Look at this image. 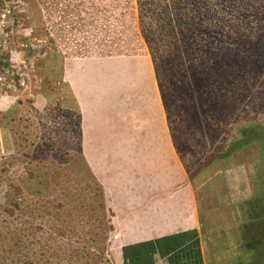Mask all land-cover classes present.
Returning <instances> with one entry per match:
<instances>
[{
    "label": "trees",
    "instance_id": "trees-1",
    "mask_svg": "<svg viewBox=\"0 0 264 264\" xmlns=\"http://www.w3.org/2000/svg\"><path fill=\"white\" fill-rule=\"evenodd\" d=\"M245 1L134 0L137 30L153 66L172 143L195 193L200 231L230 229L217 218L209 228L206 216L214 215L225 200L223 171L239 165L245 170L249 195L234 204L240 212L238 227L228 244L210 243L205 248L206 264H264V0ZM31 33L37 36L40 29ZM1 55L0 62L6 64V55ZM47 55L51 66L44 70L52 79L44 78L48 83L58 81L54 77L61 80L63 57L53 47ZM54 60L60 62L57 76L49 71ZM40 91L48 103L54 100L52 91ZM9 115L7 111L0 121V153L13 148L12 139H17ZM172 119L181 122L179 135ZM75 124L78 128V118ZM190 141L201 142L198 155L188 156L179 147ZM76 147L70 149L76 154H69L64 165L77 158L81 171L96 184L100 199L95 235L102 250L109 227L102 188ZM33 160L18 183L3 192L7 214L18 210L13 218L25 214L22 194L32 190L45 196L48 178L59 173L38 158ZM30 245L25 228H13L5 235L0 230L1 263L8 259L11 264H34ZM73 256L85 257L76 251Z\"/></svg>",
    "mask_w": 264,
    "mask_h": 264
},
{
    "label": "rangeland",
    "instance_id": "rangeland-1",
    "mask_svg": "<svg viewBox=\"0 0 264 264\" xmlns=\"http://www.w3.org/2000/svg\"><path fill=\"white\" fill-rule=\"evenodd\" d=\"M93 1L96 3L92 0H0V53L7 57L6 64L0 62V121L9 111L17 133V139H12L13 148L0 153V230L5 235L13 228H25L33 242L30 248L34 246V264H116L114 230L107 227L102 250L95 235L98 231L95 209L100 195L94 180L86 171H81L75 162L77 158L68 161V167L64 165L69 154H76L70 149L79 144L77 111L70 106L65 84L58 77H54L58 81L48 83V78H52L44 70L51 66L52 59H48L46 52L52 47L61 57L133 53L145 48L137 30L134 0ZM32 29H40V33L35 36ZM56 67H60L58 60L49 69L53 76L58 74ZM14 76H18L17 81ZM42 88L54 93L51 103L41 95ZM171 125L179 130L178 135L182 132L181 122L172 119ZM190 143L179 147L188 156L198 155L201 142ZM35 158L59 173L48 178L45 196L32 190L22 194L25 214L13 218L18 210L10 216L7 214L3 192L18 183L24 169L34 164ZM231 169L223 171L225 200L214 215H205L209 228L217 218L228 223L230 229L201 230L203 264H206L205 248L210 243L217 247L230 242L240 221V212L234 204L249 195L245 181L242 184L228 179ZM236 187L240 193H236ZM97 215L100 218L98 212ZM75 251L85 257H70ZM4 262L11 264L8 259ZM0 264H3L1 260Z\"/></svg>",
    "mask_w": 264,
    "mask_h": 264
},
{
    "label": "crops",
    "instance_id": "crops-1",
    "mask_svg": "<svg viewBox=\"0 0 264 264\" xmlns=\"http://www.w3.org/2000/svg\"><path fill=\"white\" fill-rule=\"evenodd\" d=\"M61 69L77 111V149L102 188L108 225L117 234L114 262L203 264L195 193L147 52L63 55ZM230 172L229 180L248 186L243 166Z\"/></svg>",
    "mask_w": 264,
    "mask_h": 264
},
{
    "label": "built area",
    "instance_id": "built-area-1",
    "mask_svg": "<svg viewBox=\"0 0 264 264\" xmlns=\"http://www.w3.org/2000/svg\"><path fill=\"white\" fill-rule=\"evenodd\" d=\"M112 238H113V239H116V238H117V234H113V235H112Z\"/></svg>",
    "mask_w": 264,
    "mask_h": 264
}]
</instances>
